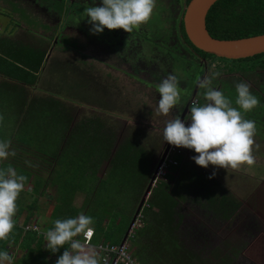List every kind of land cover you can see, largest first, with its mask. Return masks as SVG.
Returning <instances> with one entry per match:
<instances>
[{
  "label": "trees",
  "instance_id": "obj_1",
  "mask_svg": "<svg viewBox=\"0 0 264 264\" xmlns=\"http://www.w3.org/2000/svg\"><path fill=\"white\" fill-rule=\"evenodd\" d=\"M63 2L64 0L57 2L58 11L67 14L71 7H64ZM206 29L212 37L218 39H239L264 34V0H219L210 8L206 16ZM28 30H32V27H28ZM182 30L184 32V28ZM31 37L33 38H31L30 44L27 45L8 38L0 40V75L3 76V80H6L3 84L8 82L13 83H8L9 86L22 83L31 84L36 77L35 73L42 68L41 66H43L48 53L47 49H51L54 45V36ZM60 40L58 43L60 47L66 49L67 46L65 45H72L66 35L61 36ZM190 45L203 57L223 63L236 76H262L258 72L260 70L264 71V54L246 59L228 60L207 54L195 48L192 44ZM42 46L44 49L41 48ZM60 47L59 50H64ZM21 86H18V88H21ZM256 86V92H252L259 98L260 104L252 111L244 113V118L251 117L255 120L257 131L254 139L255 145H259V147L253 146L255 163L247 165L249 167L247 169L252 170V167H257L260 168L261 172H264V120L262 119L264 118V97L262 96L264 95V85L262 83V85ZM35 100H32V103ZM232 103L234 107H238L235 105V100ZM57 120L59 124H62L59 116ZM67 123L69 127V121ZM39 131L42 135L41 130ZM29 133L30 136H33L32 134L38 135V131L35 129ZM62 141L65 146H68L65 147L66 151L70 147L72 152V154H69L71 160L69 159L67 164L70 162L74 167L64 164V169L74 175L72 191L82 190L84 186L86 190L89 188L88 193L92 195V203L97 209L103 205L107 206L104 199L99 201L95 198L97 190L105 185L107 181L115 183L113 186L111 183L106 184L110 185L113 190L112 196L109 197L110 202H116L115 194H119L121 190L123 191L126 188H134V183L139 182V191L134 204L131 209L127 210L126 214L128 216H123V225L126 231L140 202L144 187L147 186L151 177V173H148V162L143 150L130 142H125L112 150L110 135L101 132L96 127L90 131L82 124L72 130L68 128V133L62 137ZM20 144L26 148L22 150L24 156H18L19 159H11L10 163H7L9 164L7 167L20 168L23 175L29 179L32 171H35V167H27L23 158H27V160L31 158L29 161L35 163L41 158V155L35 148L26 143L21 142ZM53 158L51 157L49 160L53 161ZM173 159L181 163V156L175 155ZM103 161L107 163L105 164V176L103 179H98L97 170ZM256 162L259 166H262L259 167ZM171 167L165 176V181H160L151 190L148 200L140 211L143 226L137 229V232H133L131 237L133 247L130 252L140 264L199 263V256L192 250L185 249L178 237V223L181 216L177 214L176 209L178 203L184 200L185 195L192 204L199 205L210 215L221 220H227L235 215L239 207L238 201L231 196L232 194H219L215 182L209 179L207 175L200 173L199 169H195L186 163L178 166L171 165ZM86 170H89V172ZM261 172L254 171V175ZM175 215L178 217L177 220ZM103 217L99 218L100 222ZM116 219L117 215L114 217L113 222ZM13 231L20 234L23 233V228L18 227L15 223ZM9 238L0 241L1 249L5 250ZM106 239L109 241L108 238ZM109 244H112V242ZM213 258L217 261L212 264L230 263L229 256H221L219 253H213Z\"/></svg>",
  "mask_w": 264,
  "mask_h": 264
},
{
  "label": "flooded vegetation",
  "instance_id": "obj_2",
  "mask_svg": "<svg viewBox=\"0 0 264 264\" xmlns=\"http://www.w3.org/2000/svg\"><path fill=\"white\" fill-rule=\"evenodd\" d=\"M189 2V0H156L153 11L155 17L152 23L142 24L131 33H127L123 29L109 30L105 28L100 34H92L89 31L90 25L87 24L86 18L85 27H82L81 24L75 21H81V18H79L80 13L76 7L80 6V8L84 9L92 6L93 0H68L67 6H70L71 9L67 14L58 12L57 15L62 16L58 18L61 24L60 29L58 34L53 38L54 45L51 49L47 50L49 58L52 59L53 51L60 47L58 43L61 36L66 35L68 39L72 36L75 40L73 39L74 43L71 46L65 45L67 46L66 49L60 47V49H64L62 51L69 50L72 57H70L68 60L70 62L68 63L64 60L61 61L60 58L56 60L52 59L54 60L53 62L56 61L52 66L55 76H51L50 73L46 74L43 71L41 77L36 75L34 84L27 87H25V84H20L26 88L28 100L32 101L39 98L60 101V106L65 109L69 117V128L71 130L81 124L87 129L89 128L90 131L94 127L99 128L101 132L111 136L112 150L125 142H130L141 148L148 162V173H152L150 160L153 157L151 155L149 157L148 153H146L147 151L145 152L144 150L146 148L140 144L141 142L135 136L126 137L125 140L123 139L116 146L113 144L115 126L112 125L111 118L109 117L119 116L132 120L133 124L137 125L134 127L136 132L143 131V133H146L152 145L161 143L168 151L174 148L175 150H179L177 149L179 147L164 142L162 137L163 128L167 121L175 118L176 115H179L182 120L185 119L192 103H204L203 89L198 87V82L209 75L210 70L220 73V76L213 81V84L215 87L221 89L232 102H234V98L236 97L235 84L240 81H252L253 78H256L251 75L249 77L236 76L223 63L203 57L194 50L190 45L191 43H189L190 41L185 30L184 32L182 30L184 28L183 15ZM25 4H27L26 0H0V18L6 17L1 22L0 40L9 38L10 36L13 41H20L25 45L30 44V40L33 37H29L27 33L22 31L23 19L21 15L22 11L20 10L22 9L23 13H25L27 9ZM95 4L99 6L100 0H95ZM70 22L73 24V29L78 35H71L72 30H69L68 34L70 36L67 35L66 30L67 28L70 29ZM12 23L14 26L13 35H9L6 33L5 27L9 28ZM79 38H82L83 45L80 44ZM41 48L44 49L43 46ZM92 53H99L100 56H93ZM80 58H82V61L78 60ZM77 60L79 62L74 63ZM66 64L69 67L68 71L62 72V68L64 70ZM213 65H215V68H213ZM43 66L41 67L43 68ZM76 69H82L84 77L87 80L85 88L90 92L89 96L91 95V91L103 90L102 93L105 98L107 96L114 98L122 97V102L126 105H130L128 101L129 97H124L126 91L135 93L137 97L142 96L146 98L142 105H139L138 115L135 116L134 112L128 108L120 109L119 111H117L119 108L115 111H109L105 105L103 108H98L76 102V100L71 98L75 97L73 96L74 92L66 91L68 87L69 90L71 87H75L71 83L73 79L72 72L75 73ZM259 72L264 74V71L260 70ZM58 73L63 75V83L56 80ZM168 74H174L178 77L181 101L169 114L162 115L158 112L159 93L157 85ZM73 81H75V77ZM78 82L83 83V80ZM262 83L264 85V79L259 85H262ZM252 86L257 87L256 84ZM230 89H233L235 92L234 98L226 95L230 92ZM252 91L256 92L255 90ZM259 94L262 95L261 93ZM262 96L264 97V95ZM112 97H109V101L113 100ZM180 148L177 153L178 155H183L182 151L186 153L191 152L190 149ZM180 164H184L182 158L181 163L176 162V166ZM171 168L169 167L168 170ZM150 176L152 177L153 175ZM157 184L158 182L156 181L152 189ZM146 187H144V190Z\"/></svg>",
  "mask_w": 264,
  "mask_h": 264
},
{
  "label": "rangeland",
  "instance_id": "obj_3",
  "mask_svg": "<svg viewBox=\"0 0 264 264\" xmlns=\"http://www.w3.org/2000/svg\"><path fill=\"white\" fill-rule=\"evenodd\" d=\"M76 9L80 13L79 18H81V21H79V24L85 27L86 20L82 16L83 9L82 7L80 8V6L76 7ZM154 17V13H152L147 23H152ZM5 18L1 17L0 21L2 22ZM75 22L78 23V21ZM69 26L70 29L67 28L66 30L67 35H69V30H72L71 35H78L73 29V24L71 22ZM77 26L81 27L80 25ZM73 39L75 40L72 36L69 38L71 43H74ZM76 41L78 42V40ZM79 41H81V43L79 42L81 45L84 44L82 38H79ZM53 53L52 56L54 60L60 58L61 61L64 60L66 63L70 62L68 60L72 57L69 50L61 51L56 49ZM92 55L100 56L99 53H92ZM78 60L82 61V58ZM78 60L74 61V63H78ZM67 66V64L64 66V70L62 68V72L68 71L69 67ZM76 70L75 73L72 72V78L74 79L75 77V81L72 79L71 83L72 86L75 85V87H71L70 90L68 87V90H66L67 92H74L73 96L75 97L71 98L76 100V102L96 106L98 108H103L105 105L109 111H115L118 108L117 111L128 108L134 112L135 116L138 115L139 105H142L146 98L142 96L137 97L135 93L126 91L124 97H129L128 101L130 102V105H126L122 102V97L114 98L112 96H107V98H105L102 93L103 90L91 91V95L89 96L90 92L85 88V86H87V80L84 77L82 69ZM261 75L263 76H256L252 81H247V83L251 85V91L257 89V87L252 86L253 84L259 85V83L263 82L264 74L262 73ZM56 80L63 83V75L58 73ZM81 80H83V83L78 82ZM8 83L13 84L11 82ZM8 83L3 84L0 82V133L2 134V140H9L11 142L10 151H14L16 155L9 156L7 160L13 158L19 159L18 156H24L22 150L26 148L20 144L24 142L40 153L41 158H39V161L45 164V166L43 165V170L44 167H51L52 170L53 166H55L53 168V173H56L57 176H59L58 174L66 173L67 171L64 169V164L71 167L74 166L70 164V162L67 164V161L69 159L71 160L69 154H72V152L70 147L68 151H66L65 147L68 146H65V143L62 141V137L68 133L69 127L67 122L69 120L65 109L60 106L61 102L56 100L43 101L37 98L32 103L30 100L27 101L25 87L21 85H16L17 87L14 85L9 86ZM18 86H21V88H18ZM63 86L66 87L65 84H63ZM53 89H55V87H53ZM234 93V90L230 89V92L226 95L234 98ZM109 97H112L113 100L109 101ZM57 115L61 118L62 124L57 122ZM109 118H111L112 125L115 126L113 131V144L116 146L123 139L125 140L126 137L135 136L141 142L140 144L146 148L144 150L145 152L147 151L146 153H148L149 157L150 155L153 157L150 160L151 175L157 173L158 177L156 180L158 183L160 181H165L169 166L167 168L165 166L163 167V161L166 157L173 160V157L178 155L177 153L181 148H177L179 150H175L174 148L168 151L161 143L152 145L146 133H143V131L136 132L134 127L137 125L133 124L132 120H127L119 116H112ZM245 119L255 121L251 117ZM262 119L264 120V118ZM33 129L38 131V135L32 134L33 136H30L29 132ZM39 130H41L42 135ZM182 152L183 155H179L183 163L195 169H199L200 173L207 175L209 179L215 182V187L219 194H232L231 196L239 203L235 215L227 220H221L210 215L199 205L192 204L190 200L186 198L187 195L184 196L183 194L184 200L178 203L176 210L177 214L181 216L178 223V237L180 242L184 245V248L195 252L199 256L198 261L200 264L216 263L217 260L213 258V253H219L221 256H229V264H264V172H261L260 168L252 167V170L261 172L258 175H254V171L247 169V164H243L235 169L231 167L227 169L219 168L213 165L204 168L198 166L192 160L193 155H198L194 150L187 153L184 151ZM51 157H54L53 161L49 160ZM30 159L31 158H28V160ZM105 164L107 163L103 161L102 165L98 168V176L105 174ZM257 165L259 166L258 163ZM261 166L262 165L259 167ZM43 172L46 171L44 170ZM87 172H89V170ZM133 181L135 182L134 178ZM169 182L172 184L171 181ZM109 183H111L112 186L115 185V183L107 181L96 193L95 198H97V200L100 201L104 199V201L107 202V206H100L102 208L98 218H102L106 211L117 213V217L121 215L127 217V210L132 208L136 196L138 195L139 182L136 181L134 183V188H126L123 191L121 190L119 194H115L116 202L109 201V197L112 196L113 192L112 187L106 185ZM67 190L69 192L72 191L71 189ZM88 192L89 188L86 190V193ZM75 193L77 196L83 194L80 191H76ZM140 217H142L141 214ZM175 217L177 220L178 217L176 215ZM138 224L140 225L139 228L143 226V222L138 221ZM137 231L138 230H134V232ZM142 232L146 234L145 231L142 230ZM129 244L131 249L133 247L131 237L129 238Z\"/></svg>",
  "mask_w": 264,
  "mask_h": 264
},
{
  "label": "clouds",
  "instance_id": "obj_4",
  "mask_svg": "<svg viewBox=\"0 0 264 264\" xmlns=\"http://www.w3.org/2000/svg\"><path fill=\"white\" fill-rule=\"evenodd\" d=\"M155 5L156 0H100L99 6H96L93 0L92 6L83 9L82 16L87 19L92 34H100L105 28L131 33L150 20ZM219 76V72L210 70L209 75L198 82V87L203 89L204 103H192L183 120L179 115L168 120L163 128V140L175 147L194 150L198 155H193L192 160L204 168L213 165L235 169L243 164L253 165L257 128L255 121L244 118V113L256 108L260 100L251 91L249 83L240 81L235 84V105L238 107H234L231 99L213 84ZM157 90L158 112L167 115L181 101L178 77L168 74L159 82ZM10 143L9 140H0V161L16 155L10 151ZM25 164L36 166L27 160ZM27 179L14 167L0 168V241L8 239L14 230L16 201ZM93 234L94 218L90 215L80 213L75 217L56 219L54 226L44 233L46 249L56 254L64 248L55 264H102L103 258L96 246H86L81 239H77L83 236L91 240ZM120 255L123 264H136L127 252ZM0 264H13V257L8 251L0 249Z\"/></svg>",
  "mask_w": 264,
  "mask_h": 264
},
{
  "label": "crops",
  "instance_id": "obj_5",
  "mask_svg": "<svg viewBox=\"0 0 264 264\" xmlns=\"http://www.w3.org/2000/svg\"><path fill=\"white\" fill-rule=\"evenodd\" d=\"M26 2L27 4H25V7L27 9L25 13H23L22 9L20 10L22 11L21 15L23 19L22 31L24 33L27 32L29 37L56 36L61 25L58 18L62 17L57 15L59 12L57 2H61V0H26ZM63 3L64 7H66L68 0H64ZM28 27H32V30H28ZM5 29L6 33L13 35V23L9 28L6 26ZM28 32H30V34H28ZM8 39L11 40V37L9 36ZM45 59L42 70L36 72L35 76L41 77L43 71H45L46 74L50 73L51 76L55 74L54 68L52 67L53 58L50 59L48 53ZM0 79L1 83L6 81L3 80V76L1 75ZM34 83L35 80L31 84H25V87ZM22 85L24 84L22 83ZM27 101H29L28 98ZM1 136L2 134L0 133V140L2 139ZM23 159V161L27 160L25 158ZM6 160L3 161L1 168H6L7 165H9L7 163H10L11 159ZM33 164L36 165L35 171L30 170L32 171L31 176L26 181L25 188L16 201L17 212L14 216V221L16 225L21 228L22 225L35 223L39 225L43 234H35L32 232H23L19 234L17 231H12L9 235L10 240L6 243L5 250L13 257V264H55L58 256L63 253L64 248H61L56 254L51 253L50 250L46 249L47 242L44 233L54 226V221L56 219L75 217L80 213L85 215L90 214L95 218L94 234L90 241L91 245H95L97 248L99 244H109L111 242L112 244L121 243L126 232L123 225V215L117 217L115 222H113L117 213L106 211L101 223L98 215L102 207L98 206V210L96 206L93 205L92 195L86 193L85 186L82 190H77L83 193L80 196H77L75 192H69L67 190L73 189V174L66 172L58 174L59 176H57L56 173H53V168L55 166H53L52 170L51 167H44L46 172H43V165L45 166V164H42L39 159ZM14 168L18 174L23 175L20 168ZM24 171H26V169H24ZM104 176L105 174H102V176L99 175L98 179H103ZM80 188H82V186H80ZM106 238H108L109 241ZM77 239H81L82 241V236L77 237ZM65 247H68V245H65Z\"/></svg>",
  "mask_w": 264,
  "mask_h": 264
},
{
  "label": "water",
  "instance_id": "obj_6",
  "mask_svg": "<svg viewBox=\"0 0 264 264\" xmlns=\"http://www.w3.org/2000/svg\"><path fill=\"white\" fill-rule=\"evenodd\" d=\"M217 1L219 0H190L187 4L183 15V24L191 44L207 54L228 60H240L264 54V34L239 39H218L208 33L206 16ZM155 176L156 174L151 177L148 186L144 190L121 244L129 237L140 211L148 200Z\"/></svg>",
  "mask_w": 264,
  "mask_h": 264
},
{
  "label": "built area",
  "instance_id": "obj_7",
  "mask_svg": "<svg viewBox=\"0 0 264 264\" xmlns=\"http://www.w3.org/2000/svg\"><path fill=\"white\" fill-rule=\"evenodd\" d=\"M4 160L0 161V168L2 166ZM176 162L174 159H170L168 157L165 158V160L163 161L162 166L164 167H171V165L176 166ZM158 177L157 173L155 176V182L157 181L156 178ZM154 182V183H155ZM142 217L139 216L137 217L132 230L129 234V237L126 239V241L123 244H99L97 246V250L98 252L101 254L102 259V263L103 264H123L122 258L120 253L121 252H127L128 255H130L135 261L136 264H140V262L131 254L130 252V244H129V238L132 237L134 230H137L140 225L138 224L141 221ZM23 231L24 232H34L36 234H43L39 225L34 224V223H28L23 225ZM93 237V236H92ZM92 239V238H91ZM91 240H87L86 238H84L82 236V242L85 243V245H89Z\"/></svg>",
  "mask_w": 264,
  "mask_h": 264
}]
</instances>
